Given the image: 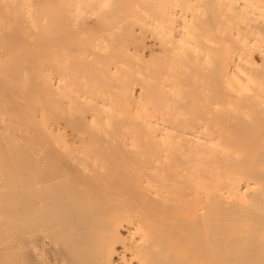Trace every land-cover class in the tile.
Returning a JSON list of instances; mask_svg holds the SVG:
<instances>
[{
	"label": "bare ground",
	"instance_id": "bare-ground-1",
	"mask_svg": "<svg viewBox=\"0 0 264 264\" xmlns=\"http://www.w3.org/2000/svg\"><path fill=\"white\" fill-rule=\"evenodd\" d=\"M5 28L1 38L10 32ZM20 37L5 38L7 46L19 42L20 49ZM239 58L221 81L237 89L224 95L238 99L229 103L237 110L222 117L229 125L218 127L231 133L207 135L166 134L183 128L167 126L171 119L150 120L151 113L144 117L139 105L124 118L116 111L115 118L104 117L108 110L97 105L107 107V101L87 108L102 117L82 114L79 103L65 101L68 95L62 100L60 84L38 77L47 70L36 74L2 64L0 264H264V55L261 64L250 57L243 65ZM129 114L145 122L154 142L144 139L146 131L131 124ZM164 136L187 140L175 150L156 141ZM211 136L227 137L219 153ZM209 144L215 151L204 148Z\"/></svg>",
	"mask_w": 264,
	"mask_h": 264
},
{
	"label": "rangeland",
	"instance_id": "rangeland-1",
	"mask_svg": "<svg viewBox=\"0 0 264 264\" xmlns=\"http://www.w3.org/2000/svg\"><path fill=\"white\" fill-rule=\"evenodd\" d=\"M2 1L4 2L0 0V5ZM46 1L50 4L43 3L42 0H8L10 3L5 0L4 7L1 5L0 13L11 16L9 18L8 15L0 14L4 16L0 21L6 19L8 22L5 20L4 24H11L5 28L2 22L3 26L0 24V28L14 31L11 32L13 37L10 32L1 36H11L8 41L13 38V42L23 36L20 37V49L19 42H9V45L12 44L9 47L8 41L0 37L1 69H31L36 74L40 73L39 70H47L46 74L40 73L38 77L42 74L49 85L60 84L63 87L59 89L62 100L64 95H68L65 101L79 103L80 107L77 108L82 107L80 110L85 111L82 114H87V108L91 110L94 102L107 101V107L97 105L99 110H108L109 113L104 117L118 118L123 115L121 118H124L125 110L129 111L139 105L144 117L151 113L148 116L150 120L175 118L165 124L183 128L179 131H165L166 134L231 133L221 131L218 127L230 124L222 117H230L236 112L237 106L229 103L233 100L237 102L238 99H230L224 95H229L233 90L236 94L237 89H232L229 81L221 83L222 76L233 58L238 61L240 57L243 65H246L250 57L261 64V55H264V0H234L235 3L233 0H44ZM14 3L19 4L20 9ZM13 5L17 9L13 10ZM9 8L14 14L18 12L17 16L10 13ZM21 14L33 16L30 19L20 16L19 19ZM19 28L23 29L21 33ZM229 37L235 40H221ZM238 37L243 39L239 40L240 43L236 40ZM14 44L17 48L12 50ZM16 52H20L22 57ZM6 61H12V64ZM21 61H24L23 64ZM257 74L253 73L254 77L260 76ZM174 110L179 112H172ZM222 111L226 112L225 115L221 114ZM128 118H135L136 123L133 120L130 123L140 125L141 130L145 128L142 127L145 122L133 114H129ZM102 123L106 124L104 121L98 125ZM144 130V139L154 142L152 134ZM181 138L164 136L156 141L178 150L179 143L187 140ZM206 138L216 141L212 144L218 145L216 151V146L213 145L217 153L222 149L219 148L220 143L227 140V137ZM212 144L204 148L213 149ZM198 147V144L194 145V148ZM145 172L153 174L155 170H142L140 173ZM166 172L169 174L171 171ZM189 178L186 177L185 180ZM138 180L153 182L159 179ZM148 185H145L148 189L154 187V184Z\"/></svg>",
	"mask_w": 264,
	"mask_h": 264
}]
</instances>
